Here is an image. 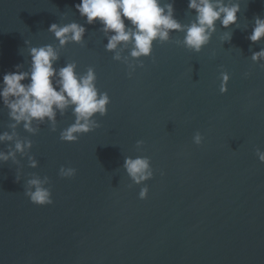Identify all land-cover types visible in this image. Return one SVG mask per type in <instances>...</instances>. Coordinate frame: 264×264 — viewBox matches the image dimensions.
Wrapping results in <instances>:
<instances>
[{
	"label": "water",
	"instance_id": "water-1",
	"mask_svg": "<svg viewBox=\"0 0 264 264\" xmlns=\"http://www.w3.org/2000/svg\"><path fill=\"white\" fill-rule=\"evenodd\" d=\"M79 2L0 0V82L17 65L28 70L26 42L56 46L49 26L77 22L85 42L61 49L55 67L94 68L111 101L107 115L96 117L100 126L76 143L60 140L74 122L71 109L57 115L55 132L47 123L36 135L17 129L39 166L19 156V166L0 164V264H264V163L255 154L264 151V67L250 58L264 41L247 38L255 18L264 19V0H238L230 42L222 44L226 30L217 23L195 54L177 46L183 33L174 32L134 71L105 50L101 25L80 17ZM174 10L182 24L194 19L188 0H174ZM221 72L230 76L223 95ZM10 123L0 102V133ZM137 156L148 157L154 173L140 186L123 169L125 157ZM61 166L76 175L61 178ZM32 175L48 178L51 205L25 196Z\"/></svg>",
	"mask_w": 264,
	"mask_h": 264
},
{
	"label": "clouds",
	"instance_id": "clouds-1",
	"mask_svg": "<svg viewBox=\"0 0 264 264\" xmlns=\"http://www.w3.org/2000/svg\"><path fill=\"white\" fill-rule=\"evenodd\" d=\"M76 11L88 25L99 23L100 31L107 39L105 50L113 53V60L125 63L131 70L143 68L142 60L152 55L158 42H170L172 33H183L182 40H176L177 46L199 54L217 32V23L223 27L222 44L230 42L232 26L238 24L241 6L238 0H188V11L195 16L188 24L175 19L174 0H80L75 5ZM57 43L39 47L27 43L29 68L4 74L0 82V102L7 109L10 131L0 133V144L8 145L7 151H0V164L11 163L19 166L20 158H27L28 166L36 169L38 161L29 155L33 145L28 139H21L17 129L36 135L40 125H50L55 132L57 115H64L71 109L74 122L60 132V140L76 143L81 135L88 134L100 125L96 117L107 115L110 97L107 92H100L96 86L95 69L89 67L85 73L78 74L77 64L68 62L63 67H55L60 59V51L69 44L82 45L85 42L86 28L77 23H53L48 30ZM253 44L264 41V19L256 17L251 34L247 37ZM127 52V55L124 53ZM251 61L264 67V48L253 52ZM130 61H137L135 65ZM131 76V72L129 73ZM248 74L245 73V77ZM220 93L227 92L226 84L230 79L227 72H221ZM24 81H28L24 83ZM204 137L196 132L192 142L196 146L203 143ZM143 140L136 142L137 149H142ZM260 163H264V151L256 150ZM123 169L132 184L140 186L153 178V169L148 157H125ZM76 169H59L61 178H72ZM17 182L21 179L16 175ZM47 177L32 175L24 184V194L36 206L51 205V190ZM148 196V188L142 187L139 199Z\"/></svg>",
	"mask_w": 264,
	"mask_h": 264
}]
</instances>
